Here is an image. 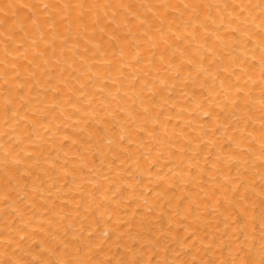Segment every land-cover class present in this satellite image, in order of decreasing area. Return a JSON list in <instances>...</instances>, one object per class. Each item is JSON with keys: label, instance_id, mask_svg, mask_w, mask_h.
Instances as JSON below:
<instances>
[{"label": "bare ground", "instance_id": "1", "mask_svg": "<svg viewBox=\"0 0 264 264\" xmlns=\"http://www.w3.org/2000/svg\"><path fill=\"white\" fill-rule=\"evenodd\" d=\"M43 2L61 7L0 0V264H224L258 245L264 0Z\"/></svg>", "mask_w": 264, "mask_h": 264}, {"label": "snow or ice", "instance_id": "2", "mask_svg": "<svg viewBox=\"0 0 264 264\" xmlns=\"http://www.w3.org/2000/svg\"><path fill=\"white\" fill-rule=\"evenodd\" d=\"M11 6L12 5H9V7H11ZM22 7L28 8L29 5L24 4V5H22ZM32 7L33 8L40 7L43 10L48 11L50 9V7H61V6H51L49 3H45V2H43V0H41L40 5H32ZM72 7L73 6L70 4H65L62 6V8H64V9H69ZM84 7H85L84 4L75 5V8H79V9H83ZM185 7H187V5H185ZM249 7H251V5H249ZM243 8H244L243 4L233 6L234 11H237V10H240ZM261 9H262V15L260 17V23L257 24L256 27L260 28L261 40L264 41V28L261 27V25H264V3H262ZM29 19L31 20L32 18L29 17ZM65 19H69V17H65ZM90 19H91L90 14L87 17L81 16V17L76 18L75 24L76 25H88ZM238 19H239V17H237V20ZM33 23H35L34 20H33ZM46 23H50V21L46 22ZM99 23H101V21L99 19H97L96 21H94L93 26H95V24H99ZM86 31H87V28H85V32ZM245 34H246V32H245ZM261 66H262V68H264V55L261 56ZM262 131H264V130H262ZM258 159H260L262 162V165H264V143L261 144V153H260V157H258ZM5 161L7 163L13 162L12 155L6 154ZM262 191H264V189H262ZM261 221H262V227H264V213H262V215H261ZM21 239H23V237ZM253 239H255V237H253ZM246 240H247V237L244 238V241H241V246L237 249L238 256L232 258L231 260L224 262V264H264V238H262L261 242L258 245L253 244L251 249L248 248ZM185 243L191 244L192 246H195L197 243H203V241H197L196 233L194 232L191 236L188 237V239H187V241H185ZM215 243H217V241L210 243L209 247L213 246V244H215ZM12 247H13L12 241L9 239L6 251H10L12 249ZM257 248L260 250V254H261V258L259 261H257L256 259L253 258V252ZM178 255H179V253H178ZM240 256L247 257V259H240L239 258ZM3 264H20V262L19 261H13L11 259H5L3 261ZM27 264H75V262L72 260L65 261L63 259L45 261V260L40 259V258H34L33 260L28 261ZM81 264H83V262H81ZM100 264H113V261H111V260L101 261ZM122 264H133V262L126 261V262H122ZM136 264H139V262H136ZM184 264H189V262L185 261ZM211 264H217V262L212 261Z\"/></svg>", "mask_w": 264, "mask_h": 264}, {"label": "clouds", "instance_id": "3", "mask_svg": "<svg viewBox=\"0 0 264 264\" xmlns=\"http://www.w3.org/2000/svg\"><path fill=\"white\" fill-rule=\"evenodd\" d=\"M254 257H256V260L259 261L261 258L260 250L257 248L253 252Z\"/></svg>", "mask_w": 264, "mask_h": 264}]
</instances>
